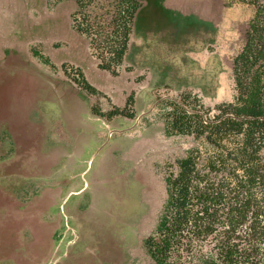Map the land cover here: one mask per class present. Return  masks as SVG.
<instances>
[{"label": "rangeland", "instance_id": "1", "mask_svg": "<svg viewBox=\"0 0 264 264\" xmlns=\"http://www.w3.org/2000/svg\"><path fill=\"white\" fill-rule=\"evenodd\" d=\"M138 1L114 77L73 34L72 2L49 10L46 0H0V264H153L143 242L166 200L164 179L195 146L166 135L162 109L189 95L213 114L233 102L232 62L254 9L230 0ZM52 24L71 38L46 48ZM17 39L24 52L4 45ZM76 70L99 94L73 82ZM130 95L132 118L92 112L124 109Z\"/></svg>", "mask_w": 264, "mask_h": 264}, {"label": "trees", "instance_id": "2", "mask_svg": "<svg viewBox=\"0 0 264 264\" xmlns=\"http://www.w3.org/2000/svg\"><path fill=\"white\" fill-rule=\"evenodd\" d=\"M253 7L244 44L232 62L233 102L215 114L196 97L164 104L166 135L195 146L164 179L166 200L154 232L144 242L153 264H264V1L230 0ZM72 2V30L87 40L100 71L118 76L129 51L138 0H46L49 10ZM229 7L228 5H226ZM31 55L55 69L39 52ZM66 72V65H62ZM130 72L131 69H125ZM73 81L99 94L76 70ZM124 109L108 115L132 118Z\"/></svg>", "mask_w": 264, "mask_h": 264}, {"label": "crops", "instance_id": "3", "mask_svg": "<svg viewBox=\"0 0 264 264\" xmlns=\"http://www.w3.org/2000/svg\"><path fill=\"white\" fill-rule=\"evenodd\" d=\"M196 11H197L198 14L201 15V6L197 7L196 8ZM51 26H52V28H51L52 34L50 35L49 38H47V39L44 40V44H45L46 48H48L50 46L55 48L56 47V44H57V42L59 40H63L65 38H71L70 35L64 36V35L58 34L57 32H55L56 26L54 24H52ZM73 34L76 35V33H74V32H73ZM4 45H6V46H8V45L9 46H12V47L16 48L20 52H24V50H25L24 49L23 41L22 40H19V39L15 40V41L14 40H12V41L10 40L9 43H5Z\"/></svg>", "mask_w": 264, "mask_h": 264}, {"label": "built area", "instance_id": "4", "mask_svg": "<svg viewBox=\"0 0 264 264\" xmlns=\"http://www.w3.org/2000/svg\"><path fill=\"white\" fill-rule=\"evenodd\" d=\"M78 77V76H77Z\"/></svg>", "mask_w": 264, "mask_h": 264}]
</instances>
